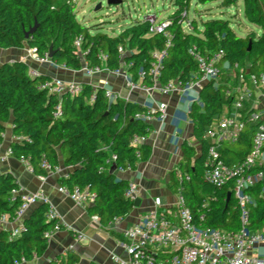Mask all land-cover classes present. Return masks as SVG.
Returning <instances> with one entry per match:
<instances>
[{"label": "trees", "instance_id": "trees-1", "mask_svg": "<svg viewBox=\"0 0 264 264\" xmlns=\"http://www.w3.org/2000/svg\"><path fill=\"white\" fill-rule=\"evenodd\" d=\"M193 0H174L175 10L168 19L170 37L162 32L152 33L150 22L136 20L117 35L102 32L92 33L76 17L73 0H0V48H22L25 45L35 48L40 56L51 51V61L80 70L82 62L74 41L81 37L80 49L85 53L89 66L103 65L114 70L122 63L132 80L139 79L152 84L150 69L156 61L154 53L165 51L162 56L158 81L186 83L193 79L197 66L190 54L195 47L204 56L220 49L222 62L251 63L252 71H259L264 61V2L261 0H241L245 19L259 27L260 31H250L245 36L238 35L229 19L219 15L201 19L200 24L188 21L190 30L183 28ZM207 5L219 2L220 7H237L239 0H196ZM35 27L28 38L25 32ZM119 47L124 49L119 57ZM100 54L105 56L104 60ZM49 79L43 73L32 75L24 60H0V143L4 139L7 123L11 125L13 136L9 147L11 155L25 158L33 173L47 175L42 166L45 159L53 168L60 164V156L67 167V175L59 176L60 185L69 188H88L94 192V203L87 207L89 213L96 215L102 227L116 238L121 234L107 229L113 217H126L133 209V201L125 196L128 182L116 176L118 169L136 170L140 162L151 155V146L142 142L136 146L130 140L134 134L149 136L150 123L137 117L138 112L147 108L135 102L117 98L109 101L104 89L94 88L89 82L82 83V90L70 95L55 94L42 83ZM229 76L222 73L218 79L207 81L193 101L189 117L193 124V134L198 144L182 145L183 159L178 164L182 175L189 176L180 182L176 170L170 171L169 187L175 190L183 186V194L194 218L203 210L206 219L201 225L220 227L234 231L239 226L238 210L232 194V182L217 187L203 177L205 169L204 153L207 142L203 139L206 128L222 113L223 107L231 103L226 95ZM57 105L60 114L55 116ZM253 124L247 125L237 142L224 147L222 156L228 163H236L244 158L251 147ZM115 154L114 163L105 160ZM260 168H254L258 171ZM18 188L14 176L5 172L0 174V214L5 213L10 220L16 216L21 200L16 196L11 200L13 189ZM251 195L250 226L252 229L264 227V182L258 180L245 190ZM231 197L227 201V193ZM213 197L208 208L202 203ZM49 204L41 202L27 213L23 228L18 235L11 229L0 225V264H35L48 246L45 232L54 225L47 217ZM78 254L67 251L57 254L49 264H77ZM91 264H95L91 262Z\"/></svg>", "mask_w": 264, "mask_h": 264}, {"label": "built area", "instance_id": "built-area-1", "mask_svg": "<svg viewBox=\"0 0 264 264\" xmlns=\"http://www.w3.org/2000/svg\"><path fill=\"white\" fill-rule=\"evenodd\" d=\"M261 1L264 2V0ZM145 19L150 22L152 33L162 32L167 38L170 37L166 30L171 23L168 18L157 20L155 16H149ZM74 44L79 50L82 62L80 71L85 76L92 77L106 71L115 76H123L127 88L131 91H141L147 95H151L153 91H158L162 95L177 93L180 96H188L190 105L193 101L198 100V93L207 81L218 79L223 72L229 76L226 95L231 96V103L223 107L220 117L206 128L203 135V139L207 142L203 177L207 182L217 187H223L226 183L232 182V194L239 216L238 228L229 231L220 227L199 224V222L205 221L206 211L203 210L197 218H194L182 192L183 186L179 184L174 191L172 203H164L160 198H154L152 205L141 212L131 225L118 229L128 215L124 218L118 216L112 218L107 229L118 231L121 234L118 240L124 252L122 256L112 257L114 264H264V227L251 228L250 205L253 200L251 195L245 191L258 180L264 182V61L259 71H252L249 62L234 64L222 62V49L212 52L207 57L192 47L190 54L197 66L193 79L186 83L172 80L161 84L158 81V74L165 51H160L154 53L156 61L150 69L152 84H145L140 79L142 72H139L138 80H132L131 75L126 71L125 63L114 70L107 69L104 64L89 66L85 59V53L80 49V36L75 39ZM123 54L124 49L119 47V57L122 58ZM28 57L38 63H49L62 69L67 68L65 65L53 63L48 53L40 56L35 48L28 49ZM100 57L103 60L105 58L103 54H100ZM30 73L32 75L39 74L35 70H31ZM96 87L104 89V95L109 101L121 98L112 90L107 80H103ZM41 88L58 95L64 93L73 95L82 90V83L54 76L46 79ZM191 94L194 96L190 97ZM143 106L147 110L136 113L135 117L147 123H151L155 119L164 121L167 118L166 102H160L157 108ZM54 114L55 116L60 114L59 105H57ZM249 124H253L249 152L236 163L226 162L221 150L227 145L237 142ZM147 137L134 134L130 142L136 146L146 142ZM13 139L20 140V137L13 136ZM9 155H11L10 147L0 155V158L5 159ZM115 159L116 155L110 154L105 163H114ZM19 160L29 172H33L25 158L21 157ZM42 166L48 173L67 175V172L61 173L62 170L59 166L53 168L45 159L42 160ZM256 167L260 169L254 171ZM124 170L130 169L120 168L117 171ZM177 178L181 182L183 178L188 180L189 176H184L178 171ZM58 191L83 207L92 205L95 200L94 192L88 188L81 189L77 186L69 188L59 184ZM138 192L137 182L130 180L125 190V196L134 201ZM16 196L20 197L21 203L13 219L15 223L11 229L13 236L20 233L23 228V219L30 209L41 202L49 204L47 217L54 221L52 228L45 232L48 240L61 229L62 224L59 216L43 191L29 193L16 188L12 191L11 200H14ZM212 200L213 197H208L202 203V208L207 209ZM94 219L98 221L96 215H94ZM7 221H11L8 215L0 214V225H4ZM75 239L82 240L83 234L77 233ZM73 249L74 244H70L67 251H73Z\"/></svg>", "mask_w": 264, "mask_h": 264}, {"label": "crops", "instance_id": "crops-1", "mask_svg": "<svg viewBox=\"0 0 264 264\" xmlns=\"http://www.w3.org/2000/svg\"><path fill=\"white\" fill-rule=\"evenodd\" d=\"M260 31V30H259ZM28 46L22 48H9L0 53L1 61L24 60L29 65V71L35 70L49 78L62 77L66 80L89 82L93 87L100 85L103 80L109 82L112 90L124 100L135 102L139 105H147L157 108L160 102L167 103V118L164 121L153 120L150 123L151 131L146 143L151 146V155L145 162H140L136 170L117 171L116 176L127 181L134 180L139 186V203L134 206L128 217L119 225L123 229L134 222L139 214L148 209L153 199L158 197L164 203L174 201V191L169 187L170 171L176 170L183 159L182 145L186 141L189 145L198 144L193 134V124L189 117V97L180 96L177 93L162 95L153 91L147 95L141 91H131L127 88L123 76H115L109 72L87 77L80 70L70 68L62 69L48 63H38L28 57ZM191 94L190 97H193ZM13 139L11 125L7 123L4 139L0 143V155L9 148ZM61 173L67 172V167L60 156ZM9 172L18 185L19 190L34 193L43 191L49 199L50 205L55 209L62 224L61 229L49 239L45 253L35 259V264H49V261L57 254H65L70 244H74L73 251L78 254L77 264H114L113 256L124 254L119 240L111 236L102 227L94 215L89 213L87 207L77 204L75 201L63 196L58 191L59 176L49 172L47 175H38L29 172L25 165L13 155L5 159L0 158V174ZM136 197V198H137ZM90 206V205H89ZM13 220L7 221L2 227L12 229ZM118 232V231H117ZM77 233L83 234L82 240H76Z\"/></svg>", "mask_w": 264, "mask_h": 264}, {"label": "rangeland", "instance_id": "rangeland-1", "mask_svg": "<svg viewBox=\"0 0 264 264\" xmlns=\"http://www.w3.org/2000/svg\"><path fill=\"white\" fill-rule=\"evenodd\" d=\"M173 2L174 0H122V3L115 5L108 4L107 0H75L72 6L76 10L77 19L92 33L102 32L114 36L136 20L149 16H155L157 20L168 18L176 8ZM97 7L99 9H96ZM219 15L229 19L234 31L240 36H245L252 30H260L245 19L241 0L237 7L223 8L219 6V2L201 5L193 0L187 14V23L182 25L189 31L191 28L186 25L189 24L188 21L195 19L200 24L202 17L205 20L210 16ZM0 51L3 53L5 49L0 48ZM47 65L50 66L49 63Z\"/></svg>", "mask_w": 264, "mask_h": 264}, {"label": "water", "instance_id": "water-1", "mask_svg": "<svg viewBox=\"0 0 264 264\" xmlns=\"http://www.w3.org/2000/svg\"><path fill=\"white\" fill-rule=\"evenodd\" d=\"M107 3L108 4H115V5H117V4L122 3V0H107ZM96 9H99V7H97ZM35 27H36V25L34 27H32L31 29H29L28 31L25 32V37L26 38H28L30 36V34L35 30ZM48 56H49V58H51V51L48 53ZM17 60H21V59H16V60H13V61H17ZM80 82L83 83V81H80ZM230 197H231V192H228L227 193V201L230 199ZM139 200L140 199L138 197L135 198V200L133 201V205L134 206H137L138 203H139Z\"/></svg>", "mask_w": 264, "mask_h": 264}]
</instances>
